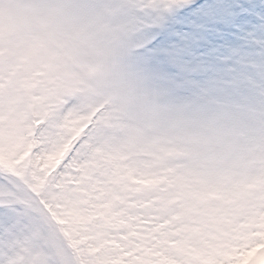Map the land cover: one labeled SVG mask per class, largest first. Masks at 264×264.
I'll use <instances>...</instances> for the list:
<instances>
[{
    "label": "snow or ice",
    "instance_id": "snow-or-ice-1",
    "mask_svg": "<svg viewBox=\"0 0 264 264\" xmlns=\"http://www.w3.org/2000/svg\"><path fill=\"white\" fill-rule=\"evenodd\" d=\"M81 12L0 18V264H264V147L205 167L132 130L88 89Z\"/></svg>",
    "mask_w": 264,
    "mask_h": 264
},
{
    "label": "rangeland",
    "instance_id": "rangeland-1",
    "mask_svg": "<svg viewBox=\"0 0 264 264\" xmlns=\"http://www.w3.org/2000/svg\"><path fill=\"white\" fill-rule=\"evenodd\" d=\"M232 3L237 7L240 6L238 13L235 11L231 13L230 10L229 12H215L211 9L213 4L209 6L206 4L188 15L184 29L179 26L175 27L171 40L174 47L171 50L177 49L179 53L186 54L200 37L201 27L208 10L215 12L219 25L217 35L220 38L211 46V38L204 37L201 47H206L205 55L199 59L196 71L190 70L193 67L196 53H193L194 61L190 68L179 70L176 74H168L152 67L147 70L149 74L154 73L153 82L166 103L193 104L199 108L201 100L204 99L205 105L201 108L203 110L215 109L219 105H237L249 109L241 118L243 123L238 122V133L236 134L238 138H236L235 148L231 147L235 138H232V134L228 131L229 112L219 114L211 120L185 118L180 114L183 118V125L178 130L172 129L169 112L164 113L166 127L157 126L159 119L151 118L150 123L153 126L165 129L163 132L165 138L180 145L188 148L192 144L215 147L217 154L214 158L201 159L200 162L205 167L216 162L221 150H224L228 156H236L233 162L241 163L249 149L264 147V106H261L264 105V0H228L226 7L230 8ZM249 3L252 5L250 9L247 8ZM208 35H213V33L210 31ZM146 68L144 64L127 65L125 71H129L130 75L126 78L134 72L140 74L141 70ZM188 70L191 76L183 78ZM117 79L122 78L114 76L112 80ZM145 87L151 92L149 86L145 85L142 88ZM183 94L191 98L188 103L180 100ZM98 96L97 93L92 98L98 99ZM238 96L243 100L242 103L236 101ZM114 103L115 97L112 94L109 105ZM165 107L167 109L176 108L170 105H165ZM235 118L237 119L238 116ZM122 119L138 133L141 127L147 124L146 116L133 115L128 111L124 113ZM175 131L187 132L181 140ZM202 132L205 134L200 136ZM145 137L161 136L158 131H154Z\"/></svg>",
    "mask_w": 264,
    "mask_h": 264
},
{
    "label": "clouds",
    "instance_id": "clouds-1",
    "mask_svg": "<svg viewBox=\"0 0 264 264\" xmlns=\"http://www.w3.org/2000/svg\"><path fill=\"white\" fill-rule=\"evenodd\" d=\"M120 7L122 8V11L118 17L121 21L127 23L129 31L132 32L134 25L129 15V8L131 6L126 3H122ZM142 7H150V0H146V3L142 5ZM0 12H2L4 15H17L18 13L15 8V0H0ZM97 15L106 21H111L113 19V17L106 15L102 9L97 13ZM93 32L96 33V39H103V36L96 32L95 29H93ZM109 91L115 97V102L117 104L124 105L130 114H142L148 118H152V116L156 112L160 111L165 105L176 107L178 112L185 118L204 120H211L218 117L219 114L225 112L242 117L246 115L247 111L249 110L246 108H241L237 105H219L215 109L209 110L200 109L193 104L174 105L166 103L163 98L153 95L146 87L140 89L137 96L133 98H129L126 95L122 85H112L109 87ZM189 148L193 152L194 159L197 160L204 158H214L217 154V149L213 146L192 144L189 145ZM236 158V156H229V159L231 160Z\"/></svg>",
    "mask_w": 264,
    "mask_h": 264
},
{
    "label": "bare ground",
    "instance_id": "bare-ground-1",
    "mask_svg": "<svg viewBox=\"0 0 264 264\" xmlns=\"http://www.w3.org/2000/svg\"><path fill=\"white\" fill-rule=\"evenodd\" d=\"M167 16H168V12H166V14H165V17H166L165 19H167Z\"/></svg>",
    "mask_w": 264,
    "mask_h": 264
}]
</instances>
